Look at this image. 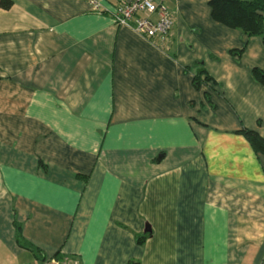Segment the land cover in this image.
<instances>
[{
	"label": "crops",
	"instance_id": "1",
	"mask_svg": "<svg viewBox=\"0 0 264 264\" xmlns=\"http://www.w3.org/2000/svg\"><path fill=\"white\" fill-rule=\"evenodd\" d=\"M97 1L0 4V264H264L263 39L163 0V43Z\"/></svg>",
	"mask_w": 264,
	"mask_h": 264
},
{
	"label": "trees",
	"instance_id": "2",
	"mask_svg": "<svg viewBox=\"0 0 264 264\" xmlns=\"http://www.w3.org/2000/svg\"><path fill=\"white\" fill-rule=\"evenodd\" d=\"M3 8H10L11 0H1ZM212 18L230 28L240 29L249 37L260 36L264 41V0H210ZM257 78L264 83V72L254 70ZM206 78H209L208 76ZM242 132L257 153L264 155V137L257 131L244 129ZM143 239L145 236L142 237ZM140 238V241H142ZM17 241L24 247H29L21 235L20 226L17 228ZM129 264H138L130 262Z\"/></svg>",
	"mask_w": 264,
	"mask_h": 264
},
{
	"label": "built area",
	"instance_id": "3",
	"mask_svg": "<svg viewBox=\"0 0 264 264\" xmlns=\"http://www.w3.org/2000/svg\"><path fill=\"white\" fill-rule=\"evenodd\" d=\"M162 1L129 0L115 7L110 13L117 25L131 27L151 40L158 39L163 43H168L174 21ZM89 3L95 11H104L99 1L89 0ZM153 15H157V18L154 19Z\"/></svg>",
	"mask_w": 264,
	"mask_h": 264
}]
</instances>
